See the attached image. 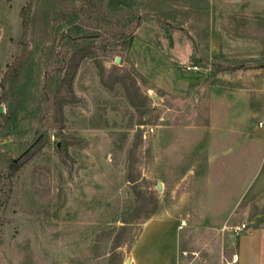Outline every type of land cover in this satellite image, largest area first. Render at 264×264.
I'll use <instances>...</instances> for the list:
<instances>
[{
	"label": "rangeland",
	"instance_id": "rangeland-1",
	"mask_svg": "<svg viewBox=\"0 0 264 264\" xmlns=\"http://www.w3.org/2000/svg\"><path fill=\"white\" fill-rule=\"evenodd\" d=\"M256 8L264 0H0V173L21 162L0 182V264H132L143 223L169 215L195 226L189 242L180 232V264H221L203 215L205 97L246 86L251 126H264V57L222 63L213 50L229 20L264 44ZM240 212L224 227L234 236L263 226L264 192Z\"/></svg>",
	"mask_w": 264,
	"mask_h": 264
},
{
	"label": "crops",
	"instance_id": "crops-1",
	"mask_svg": "<svg viewBox=\"0 0 264 264\" xmlns=\"http://www.w3.org/2000/svg\"><path fill=\"white\" fill-rule=\"evenodd\" d=\"M238 6L247 12L244 15L254 12L252 4ZM262 8L256 9L262 13ZM226 25L231 29L219 31V37L214 40L215 58L222 63H233L264 57V44L253 37L248 38L243 21L229 20ZM260 35L263 38L264 30ZM252 102L246 86L213 85L205 97L208 143L203 215L206 233L219 236L218 250L223 246L224 262L220 261L221 264H264V225L247 227L236 236L224 229L237 225L242 215L239 213L241 204L253 201L264 192V126H251ZM191 228L195 229V226L189 221L186 223L185 217L172 215L145 221L132 245L131 263L180 264L181 259L187 261L180 254V232L185 231L182 240L189 242L195 234ZM225 234L234 239L232 249H226L222 240ZM159 240L162 248L157 247L154 252L152 244H158ZM217 244L214 241V245Z\"/></svg>",
	"mask_w": 264,
	"mask_h": 264
},
{
	"label": "trees",
	"instance_id": "trees-1",
	"mask_svg": "<svg viewBox=\"0 0 264 264\" xmlns=\"http://www.w3.org/2000/svg\"><path fill=\"white\" fill-rule=\"evenodd\" d=\"M22 23H23V25H25V23H26V19H25V17L23 16V21H22ZM20 159H18V160H12V162L10 163V165H9V168H8V171H7V173H6V175L5 176H8V177H10V176H12L14 173H15V171L18 169V167H19V165H20ZM3 174H1L0 173V182H2V180H3V178L5 177Z\"/></svg>",
	"mask_w": 264,
	"mask_h": 264
},
{
	"label": "built area",
	"instance_id": "built-area-1",
	"mask_svg": "<svg viewBox=\"0 0 264 264\" xmlns=\"http://www.w3.org/2000/svg\"><path fill=\"white\" fill-rule=\"evenodd\" d=\"M262 124H263V121L259 122V126H262ZM244 227H245V225L242 224V226L237 227V229H242V228H244ZM237 229H236V230H237ZM233 259L235 260V256H234Z\"/></svg>",
	"mask_w": 264,
	"mask_h": 264
},
{
	"label": "water",
	"instance_id": "water-1",
	"mask_svg": "<svg viewBox=\"0 0 264 264\" xmlns=\"http://www.w3.org/2000/svg\"><path fill=\"white\" fill-rule=\"evenodd\" d=\"M116 62H118V58L116 59ZM0 112H1V107H0Z\"/></svg>",
	"mask_w": 264,
	"mask_h": 264
}]
</instances>
